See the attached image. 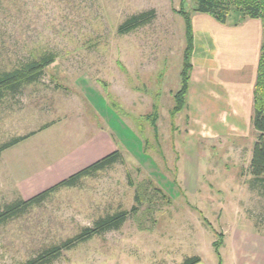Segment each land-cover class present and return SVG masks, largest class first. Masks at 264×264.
Segmentation results:
<instances>
[{
    "label": "rangeland",
    "instance_id": "rangeland-1",
    "mask_svg": "<svg viewBox=\"0 0 264 264\" xmlns=\"http://www.w3.org/2000/svg\"><path fill=\"white\" fill-rule=\"evenodd\" d=\"M194 6L192 0H0V69L32 53L57 54L37 83L0 101V143L34 132L0 156V208L114 150L123 158L0 226V264L23 263L134 205L138 211L120 229L50 264H179L193 255L202 264H236L230 260L236 252L238 261H256L264 246V198L248 172L253 102L229 109L222 84L204 103L208 108L173 112L185 48L180 11L192 17ZM152 9L150 23L117 33L128 16ZM211 54L217 61L223 53L216 47ZM219 234L221 263L213 245Z\"/></svg>",
    "mask_w": 264,
    "mask_h": 264
},
{
    "label": "trees",
    "instance_id": "trees-1",
    "mask_svg": "<svg viewBox=\"0 0 264 264\" xmlns=\"http://www.w3.org/2000/svg\"><path fill=\"white\" fill-rule=\"evenodd\" d=\"M194 11L207 14L221 24L231 22L237 25L245 18L258 19L262 27V42L257 63L256 80L253 88V113L251 125L256 132V138L252 145L251 158L248 172L252 176L254 188H261L264 198V0H192ZM184 20L185 48L182 55V68L180 71V87L174 94L173 112H179L185 105L189 76L191 70V56L193 49V33L190 14L180 11ZM156 16L155 11L147 10L128 16L117 27L118 34H127L150 23ZM56 53L42 51L29 54L14 63L9 69H0V101L7 95H13L26 85L37 83L45 70L55 62ZM43 127L42 129H44ZM34 132L23 136H16L8 141L0 143L1 154L33 135ZM123 162L119 150H114L99 159L85 165L79 170L67 175L56 183L35 193L28 198H18L6 203L0 208V226L21 217L32 208L44 203L52 193L61 188L76 187L81 179L91 177L98 172L104 171L115 163ZM135 200L140 203L138 195ZM138 211L134 205L130 210L121 209L112 214L101 216L93 221L91 226H84L74 235L57 243L48 245L38 251L34 256L20 264H50L60 258L64 251L74 249L96 236L118 230L122 225ZM221 243L220 234L214 242L215 253L218 256V247ZM201 261L198 255L186 257L179 264H197ZM219 263L221 261L219 260Z\"/></svg>",
    "mask_w": 264,
    "mask_h": 264
},
{
    "label": "crops",
    "instance_id": "crops-1",
    "mask_svg": "<svg viewBox=\"0 0 264 264\" xmlns=\"http://www.w3.org/2000/svg\"><path fill=\"white\" fill-rule=\"evenodd\" d=\"M192 17L196 21L192 20L191 22L193 33L192 67L185 105L189 109L208 108L204 103L206 104L210 95L217 91V86L223 84L224 92H229V109L248 107L250 102H253V88L261 46L262 27L260 21L246 18L241 23L233 25L231 22L221 24L211 16L199 12H195ZM244 23H246V27L241 30ZM216 47L223 53L221 56H227L221 64L219 63L221 56L217 61L214 57L212 58L211 52L213 49L216 50ZM248 51H250L251 63H248ZM249 64L250 66H248ZM217 66L224 70L226 68V71H223L226 78L218 73L221 68L216 70ZM229 253L231 254V251ZM237 253L231 255L230 258V260L234 258L236 264H264V246L258 250L257 259L253 262L244 256L241 257V261H238L237 258L240 259V257ZM197 264H202V261Z\"/></svg>",
    "mask_w": 264,
    "mask_h": 264
}]
</instances>
